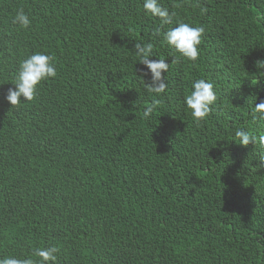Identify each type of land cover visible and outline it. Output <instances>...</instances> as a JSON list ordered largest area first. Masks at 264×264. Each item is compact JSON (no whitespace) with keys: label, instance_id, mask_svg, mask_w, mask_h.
Segmentation results:
<instances>
[{"label":"trees","instance_id":"1","mask_svg":"<svg viewBox=\"0 0 264 264\" xmlns=\"http://www.w3.org/2000/svg\"><path fill=\"white\" fill-rule=\"evenodd\" d=\"M159 2L170 24L143 0H0V258L55 247L56 264H264V147L234 137L264 134V0ZM19 9L28 29L12 24ZM180 22L204 28L194 62L163 42ZM136 43L169 63L164 93L148 90ZM37 52L57 75L12 107ZM199 78L217 101L197 124L184 97Z\"/></svg>","mask_w":264,"mask_h":264},{"label":"clouds","instance_id":"2","mask_svg":"<svg viewBox=\"0 0 264 264\" xmlns=\"http://www.w3.org/2000/svg\"><path fill=\"white\" fill-rule=\"evenodd\" d=\"M143 9L146 14L158 18L161 25H167L172 22L175 13H170L169 9L163 7L159 0H143ZM32 21L29 15L23 10L16 11L12 18V24L20 29H28ZM160 33L158 32L157 35ZM204 28L202 26H192L188 23H178L177 26L170 28L163 33V42L170 48H173L182 58L189 61H196L200 54ZM135 55L140 58V63L144 65L146 71L142 72L141 77H149L146 86L150 92L157 95L165 92L167 84L164 76L169 68V63L165 59H153V44L136 43L134 46ZM257 65H264V61H258ZM57 70L54 64V58L44 53H34L23 59L19 63L17 75L9 88L5 97L6 101L12 106L19 105L22 101H33L36 97L38 87L41 82L50 78H55ZM217 101V95L214 85L203 79H195L191 82V90L184 97L186 110L190 112L194 123L199 124L205 121L213 111L212 106ZM157 106L153 102L143 111V118L148 119ZM254 114H259L260 119L264 120V101L256 103L253 107ZM235 140L238 145L247 147L249 144L256 145L259 143L264 147V134L255 135L244 128H238L234 132ZM259 162L264 165V153L259 156ZM57 248L41 247L34 251L33 259L31 256L19 259L12 256L0 258V264H56Z\"/></svg>","mask_w":264,"mask_h":264}]
</instances>
